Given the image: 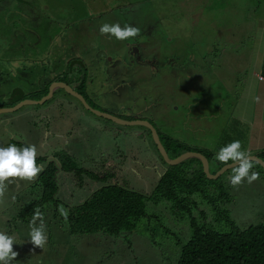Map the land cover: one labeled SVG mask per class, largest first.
Listing matches in <instances>:
<instances>
[{
  "label": "rangeland",
  "instance_id": "obj_1",
  "mask_svg": "<svg viewBox=\"0 0 264 264\" xmlns=\"http://www.w3.org/2000/svg\"><path fill=\"white\" fill-rule=\"evenodd\" d=\"M8 1L11 6H3L0 12V109L14 108L22 102L13 106L10 100L14 98H44L38 93L47 90L50 63L33 61V53L48 48L47 54L54 55L53 71L65 73V67L73 65L71 78L73 71L81 73L82 66L84 86L71 85L81 88L88 104L98 111L127 121L150 122L174 140L208 148L204 151L207 154L235 140L246 152L248 145L264 144V136L257 138L264 134V82L255 78V83L241 94L252 72L257 71L250 58L253 50L261 52L264 48V0ZM105 23L138 27L140 35L118 41L100 34ZM205 23L211 24L217 35L210 51L207 44L200 47L208 39L201 26ZM64 91L60 89L47 104H26L17 112L1 113L0 119L28 113L32 116L23 127L20 124L23 140L8 142V136L2 134L0 143L20 148L35 145L37 164L43 169L39 176L47 168L46 160L51 159V148V156L64 155L67 164H77L70 174L84 168L93 170L113 158L112 165H118L119 184L125 191L143 196L157 189L162 159L150 131L91 114ZM253 108L258 112L255 117H251ZM234 111L248 120L235 119ZM42 140L49 143L46 154L38 146ZM55 162L61 175L56 195L60 202L33 208L42 192L36 186L38 179L31 183L16 180L8 186L5 203L0 205V231L16 237L13 249L19 255L12 264H177L192 231L190 222L195 219L202 223V213L206 226L231 228L215 221L213 208L195 196L192 199L201 206L189 210L185 205L172 207V201H147L145 217L132 231L119 236L72 234L59 209L69 212L71 206L83 203L98 188L76 186ZM215 167L211 162V172ZM253 171L260 174L256 182L225 188L232 195L229 208L239 227L264 219V175L255 164ZM231 174L232 170L223 176L226 186ZM220 199V207H224L223 196ZM36 208L47 226L44 249L35 247L29 237Z\"/></svg>",
  "mask_w": 264,
  "mask_h": 264
},
{
  "label": "trees",
  "instance_id": "obj_2",
  "mask_svg": "<svg viewBox=\"0 0 264 264\" xmlns=\"http://www.w3.org/2000/svg\"><path fill=\"white\" fill-rule=\"evenodd\" d=\"M201 43L199 42V45ZM204 46L205 39L200 47L203 48ZM198 49L200 51L199 47ZM261 74L264 78V57ZM81 80V78H76L75 80L65 77L64 81L68 85H73ZM49 84L46 83L45 85ZM83 86L84 80L80 84L81 88ZM81 88L77 90L79 93L82 92ZM48 91L47 86V90L40 89L38 94L43 97L47 95ZM64 93L67 92L64 91ZM81 94L84 95L83 93ZM70 96L73 97L72 95ZM25 98L26 96L21 97L17 102L26 100ZM73 98L76 99L75 97ZM76 100L81 104L78 99ZM86 100L88 102L87 98ZM158 133L171 159H175L186 152L202 153L209 162L214 156L213 152L207 154L204 152L205 150L188 146L160 131ZM155 148L157 149L156 145ZM157 152L159 153L158 149ZM257 156L264 161V150ZM54 157L62 165V174L71 177L75 185H78L81 189L87 185V182L84 181L85 176L89 181H92L93 188H96L99 184H104L97 192L86 197L87 199L83 203L80 202V204L70 207L69 212H67V218L64 220L70 233L94 234L101 232L119 236L123 232L132 231L141 218L145 217L147 201H153L156 204L164 200L172 201V207L179 208L180 205H185L184 209L189 210L191 207L197 209L201 206V202L192 199L195 196H199L201 200H205L213 208L216 213L215 221L226 223L231 228L221 230L215 226H206L204 213H202V223H197L195 219L190 222L192 231L181 248L177 264H264V219L257 223L251 222L246 227H239L229 208L233 204L232 195L225 191V188L232 189L233 187L230 183L226 186L222 177L218 180L209 179L203 170L200 160L190 159L180 165L170 167L160 155L161 164L165 165L168 170L158 183V188L154 189L153 193L148 197L147 195L141 196L129 193L121 188L118 180V174L120 173L117 171L118 165L113 166L112 162L100 166L97 170L84 168L83 171L75 175L70 174V172L73 171V167H78L77 164H67V158L64 155L58 154ZM254 164L259 166L261 172H263L261 174L264 175V169L256 162ZM220 168L218 167V169ZM58 170L56 164L50 162L45 171L39 176L37 180L39 182L36 186L41 187L42 192L40 197L32 204L33 208L50 202H60L56 196L60 189L59 178L61 177L58 174ZM216 172L213 171L211 174H216ZM189 175L190 177L187 179L186 177ZM221 196H223L224 207H220L219 204ZM40 208H43V206ZM24 216L23 209L22 217L24 218Z\"/></svg>",
  "mask_w": 264,
  "mask_h": 264
},
{
  "label": "clouds",
  "instance_id": "obj_3",
  "mask_svg": "<svg viewBox=\"0 0 264 264\" xmlns=\"http://www.w3.org/2000/svg\"><path fill=\"white\" fill-rule=\"evenodd\" d=\"M99 31L101 35H110L118 41H126L140 35L138 27L131 25L121 27L119 23H105L101 25ZM257 102H259V98H257ZM37 155L35 145L22 148L14 144L0 147V205L5 203V194L10 183L16 180L31 183L38 178L43 169L42 166L37 164ZM215 159L231 167L230 184L233 188H238L245 182L251 185L260 179V174L253 171L254 161L250 153L242 150V143L239 140L222 147L216 154ZM92 186L93 183L90 187L92 188ZM100 186L101 184L97 185L98 189L91 194L97 192L101 188ZM59 211L66 219L67 211L62 207ZM37 221H39V224H37ZM29 227L31 243L37 248L44 249L48 242L47 226L39 208L34 210ZM14 244H17L14 235H8L0 231V264H12L16 260L19 253L14 251Z\"/></svg>",
  "mask_w": 264,
  "mask_h": 264
},
{
  "label": "crops",
  "instance_id": "obj_4",
  "mask_svg": "<svg viewBox=\"0 0 264 264\" xmlns=\"http://www.w3.org/2000/svg\"><path fill=\"white\" fill-rule=\"evenodd\" d=\"M24 2L25 3H27V4H29V0L27 1V0H24ZM11 6L10 5V2L8 1V0H0V12H2V7L3 6ZM33 5H35V4H33ZM190 17V16H189ZM34 19H36L35 17H34ZM201 25V24H200ZM202 27H204V35L206 36V37H208V39H205V44H207V45H209V51L212 49V47H213V44H214V42H213V37L214 36H217L216 34H214V32H213V30H212V27H211V24H209V23H205V25H201ZM30 27L29 26H27V29H29ZM68 33H69V31H68ZM222 36V35H221ZM17 36H15V38H16ZM245 46H246V43H245ZM252 46H253V44H252ZM198 47V46H197ZM262 48H263V46H262ZM261 48V49H262ZM246 49H249V48H246ZM252 50H253V48H252ZM242 50L240 51V52H238L237 53V57H240L241 56V54H242ZM48 53V48H41V49H39V50H37L35 53H33V61H36V62H49L50 63V69H51V72L49 73V78L46 80V83H50L49 85H48V87L52 84V86L55 84V83H60V82H64V83H66L64 80H65V77H67L68 79H71V78H73V79H75L76 80V78H81L82 80H84V82L86 81V79H85V76L82 74L83 73V70H82V66H81V63H80V66H81V68H80V72L81 73H75L74 71H73V74L71 75V78H69V75H70V73H69V71H71L72 70V66L73 65H69L68 67H65L66 68V72L65 73H59L58 71H53L52 70V68H51V64H52V61L51 60H53V58H54V55H52V54H47ZM204 56H205V54H204V52H201ZM251 56V55H250ZM263 57H264V48L262 49V51L260 52V51H257V50H253V55L250 57V58H252V59H254V66H253V68L256 70L257 69V71H256V73H254V72H252V74H251V78H250V82H249V84L247 85H245L244 86V88L242 89V91H241V94H242V92H243V90L246 88V87H248L249 85H251L252 83H255V78H257V80L258 79H260V77H262V74H261V72H262V63H263ZM248 62H249V56H246V58H245ZM48 60H50V61H48ZM71 60H73L72 58H71ZM74 63V62H73ZM39 73V72H38ZM254 73V74H253ZM38 75H40V78H42V75L39 73ZM82 80H81V82H82ZM259 81V80H258ZM259 82H264V78H263V80H260ZM80 81H78V82H76L75 83V85L77 86V85H79L80 86ZM245 83H247V80L245 81ZM52 86H51V88H52ZM70 86H72V85H70ZM73 87V86H72ZM53 89H54V94H53V98L55 99V95H56V93L60 90V88L58 87V85L57 86H53ZM75 89V88H74ZM41 90H43V89H41ZM49 90V89H48ZM64 90V89H63ZM76 91H77V89H75ZM49 94V91H48V93H47V95ZM47 95H45V96H47ZM255 95V94H254ZM44 96V97H45ZM256 96V95H255ZM52 98V99H53ZM60 98H58V100H59ZM14 101H16V103H19V102H17V101H19L18 100V98H14ZM50 101V100H49ZM48 102V101H47ZM57 104V103H56ZM237 108V106L235 107V109ZM20 110V109H19ZM18 111V110H17ZM16 111V112H17ZM255 111H256V113H255ZM256 114H258V112H257V110L256 109H252L251 110V117H255L256 116ZM26 115H28L27 117H26V119H25V116ZM234 115L236 116L235 117V119L237 118V119H239V118H241V117H243V121H247L248 120V118L246 117V116H243V115H241V117H239V115L234 111ZM31 113H28V114H20V115H16V116H12V117H9V118H6V119H0V135H2V134H6L8 137H7V140H8V142H12L14 139H21V140H23L24 138H25V136H24V132H23V126L26 124V122H28V120L31 118ZM35 115H34V113H33V117H34ZM41 118H43V116H41ZM20 124H21V126H20ZM15 127H19V130H15ZM158 131H159V129H157ZM167 135H169V134H167ZM170 136V135H169ZM262 136H264V134H262L261 136L260 135H258V137L257 138H261ZM171 137V136H170ZM77 137H75L74 138V140L76 139ZM174 139V138H173ZM258 139V140H259ZM177 141H179V142H181V143H184L183 141H181V140H178V139H176ZM22 144V143H21ZM69 144V143H68ZM184 144H186V143H184ZM258 144H261V142H258ZM11 145H12V143H11ZM186 145H188V144H186ZM1 146H5V147H7V146H9V145H5V143H0V147ZM38 146H39V149L40 150H42V153H44V154H46V152H47V149L49 148V143L48 142H45V140H42L41 142H39L38 143ZM188 146H190V145H188ZM194 148V147H193ZM196 148H198V147H196ZM199 149H202V150H208V148H199ZM218 149L220 150L221 149V147L219 146L218 147ZM247 149H248V153H250V155H258L260 152H262L263 150H264V144H262L261 145V147H255L254 145H252V146H250V145H248V147H247ZM205 150V151H206ZM51 148H50V152L48 153V155H50V157H48V158H51L50 160H48L47 158V160H46V162H47V164H49L50 162H54L55 164H56V160L59 162V160L56 158V157H54V156H51V155H53V153L51 154ZM215 153V152H214ZM218 153V150H217V152L215 153V155L213 156V158L210 160V164H211V162L216 166L215 167V169H214V171H220V170H222V168H224V167H228L227 165H225V164H223V163H221V162H219V161H217L216 159H215V156H216V154ZM54 158V159H53ZM108 159H110V162L109 163H111L112 162V160H114L113 158H108ZM60 163V162H59ZM231 162H229V164H230ZM57 166V165H56ZM60 166L62 167V165H61V163H60ZM100 166H102L101 165V163L99 164V167ZM99 167H96L95 169H93V170H97V169H99ZM161 167H162V171L160 172L159 171V169H158V173H157V181H156V183L158 184L160 181H161V179H162V177L164 176V174L166 173V171L168 170L167 169V167H165V165H161ZM218 167H221L220 169H218ZM90 170H92V169H90ZM230 169H228L225 173H227L228 171H229ZM210 171H211V168H210ZM216 172V173H217ZM225 173L221 176L222 178H223V176L225 175ZM39 178V177H38ZM37 178V179H38ZM220 178V177H219ZM218 178V179H219ZM60 179H61V177L59 178V181H60ZM218 179H216V180H218ZM84 181H86L87 182V185L86 186H90L91 185V183H92V181H89V179H87V177L85 176V180ZM115 184H117V183H115ZM155 189V188H154ZM154 189H153V191H154ZM153 191H152V193H153ZM152 193H149V194H146L148 197H150V195L152 194ZM13 263V262H12Z\"/></svg>",
  "mask_w": 264,
  "mask_h": 264
},
{
  "label": "water",
  "instance_id": "obj_5",
  "mask_svg": "<svg viewBox=\"0 0 264 264\" xmlns=\"http://www.w3.org/2000/svg\"><path fill=\"white\" fill-rule=\"evenodd\" d=\"M57 85L60 89H64L67 93H69L70 95H72L73 97L78 99L82 103V105L85 107V109H87L88 111H90L92 114H94L96 116L111 120V121H113L119 125H122V126L141 125V126L146 127L151 132V135L153 136V139L155 141V145H156L160 155L162 156L164 161L167 163V165L170 167L180 165L181 163H183L187 160H190V159H198L201 161L202 166H203V170H204L205 174L207 175V177L209 179H214V180L221 177L228 169H231V167H229V165H227L228 167L222 168V170L218 171L216 174H211L209 160L202 153H199V152H186V153H183L182 155H180L179 157H177L175 159H171L169 157V154H168L165 146L163 145V143L161 141L158 130L150 122H147V121L132 122V121L119 119L110 113H103L101 111L96 110L91 105H89L88 102L86 101L85 97L83 95H81L80 93L76 92L72 86H70L64 82L55 83L53 86L55 87ZM53 86H52V88H50L49 94L47 96H45L42 100H40V101L26 100L25 102L22 101L21 103H19L14 108L0 109V114L6 113V112H16L17 110L21 109L26 104L44 105L47 101H49L53 98V94H54ZM251 157H252L254 162L259 164L264 169V161L261 158H259L256 155H251Z\"/></svg>",
  "mask_w": 264,
  "mask_h": 264
},
{
  "label": "flooded vegetation",
  "instance_id": "obj_6",
  "mask_svg": "<svg viewBox=\"0 0 264 264\" xmlns=\"http://www.w3.org/2000/svg\"><path fill=\"white\" fill-rule=\"evenodd\" d=\"M10 101H11V102H14V103H13V106H14L15 104H17L16 101H14V99H11ZM0 105H1V104H0ZM0 107H1V106H0Z\"/></svg>",
  "mask_w": 264,
  "mask_h": 264
},
{
  "label": "built area",
  "instance_id": "obj_7",
  "mask_svg": "<svg viewBox=\"0 0 264 264\" xmlns=\"http://www.w3.org/2000/svg\"><path fill=\"white\" fill-rule=\"evenodd\" d=\"M260 80H263V78H262V77H260Z\"/></svg>",
  "mask_w": 264,
  "mask_h": 264
}]
</instances>
